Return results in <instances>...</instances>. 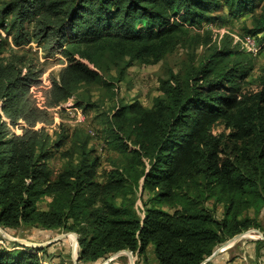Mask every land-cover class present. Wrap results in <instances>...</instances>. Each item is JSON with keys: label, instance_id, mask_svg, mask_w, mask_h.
I'll list each match as a JSON object with an SVG mask.
<instances>
[{"label": "trees", "instance_id": "trees-1", "mask_svg": "<svg viewBox=\"0 0 264 264\" xmlns=\"http://www.w3.org/2000/svg\"><path fill=\"white\" fill-rule=\"evenodd\" d=\"M222 13L248 16L241 38H254L262 53L264 0H0L7 34L0 36L1 229L76 233L85 264L124 251L144 257L149 249L157 264H203L229 239L258 229L244 215L264 206V77L259 91L246 92L254 71L246 55H254L231 34L215 48L212 30L201 35ZM190 38L207 46L199 64L183 75L170 70L150 106L134 100L105 113L102 147L123 161L104 182L89 135L64 125L50 134L71 99L84 112L98 109L94 87L113 93L129 68L159 65ZM58 56L64 67L49 77L42 110L31 87L42 86L47 62ZM219 126L230 133H216ZM57 157L59 171L50 165ZM141 184L152 205L143 216ZM211 200L223 206L222 220L206 206ZM45 253L0 248V264H46Z\"/></svg>", "mask_w": 264, "mask_h": 264}, {"label": "rangeland", "instance_id": "rangeland-1", "mask_svg": "<svg viewBox=\"0 0 264 264\" xmlns=\"http://www.w3.org/2000/svg\"><path fill=\"white\" fill-rule=\"evenodd\" d=\"M217 15L218 17H221V21H218L219 24L215 26L204 25L201 31V35L204 36L203 30H207V27L214 30L211 31L213 34L210 35V48L222 47L225 42H230L231 40L227 39V37H230L228 34H231L233 37L236 35L241 38V35L247 33L246 28L250 29L251 20L248 16L228 19L226 13ZM196 33L198 32H194L191 37H194ZM222 34L226 35L223 37ZM0 36L7 38V34L1 28ZM9 41H11V38H9ZM247 43L251 49L254 48L252 46V44H254L253 40L249 39V41L247 40ZM233 45L235 44L233 43ZM32 48L34 53H37L41 64L44 63L45 60L43 59L42 51L37 48V46ZM208 54L207 46H204L201 43H196L190 38L187 40L186 46H180L173 54L168 55L159 65L148 66L137 63L127 70L123 82L118 83V85L115 86V88H117L113 93L99 87H94V89H92L93 101H98L97 103L100 106L98 109L89 110L88 112L79 110L81 113L83 112V118L85 119L84 122L80 123L78 121L79 116L75 110V99H71L67 104H64L62 107L64 112L55 115V125L49 129L50 134L54 133V127L57 126L56 128H58L59 125H64L67 129H75L78 127L80 131L89 135L91 138V147L95 149L96 156L100 157L102 161V167L99 170V174L100 181L104 182L107 173L114 169V166L123 161V157L120 154L112 153L110 151L101 152L103 144V133H101L103 125L101 123L105 117V113H110L111 109L119 103L123 102L126 104L134 100L141 102L146 107L150 106L153 98L158 95L160 81L169 76L170 70L183 75L192 62L199 64L202 61V58ZM246 59L251 60V63L254 66V71L250 78L251 85L246 89V92L252 94L262 88L260 86V80L264 77V50L262 53L258 54L257 57H249L246 55ZM64 62L65 59L61 56L49 60L46 64L47 72L40 79L42 86H33L34 89L42 92V94L43 91L48 90L51 86L49 77L51 75L57 77L61 69L64 67ZM44 80L46 85L43 83ZM58 111L59 110H55L52 112L57 113ZM41 127L42 126L40 125L38 129ZM16 132L20 134L21 130L16 129ZM223 132H225L226 135L230 133V131H226L222 126H219L216 129V133ZM50 165L55 171H59L62 167V162L57 157L50 162ZM150 198L149 194L143 196V185L141 184L137 189L136 194V209L141 216H143L145 204L149 205ZM49 202L50 199L42 201L40 208L46 209ZM214 202V200L207 201L206 206L216 213L218 220H222L224 208L223 206L215 208ZM159 207L165 210L169 209L168 206L160 205ZM244 216H249L256 221L259 228L250 229L249 231L238 235L242 236V238L230 244L226 250L220 253L209 264H264V206L260 205L257 210L256 208H252V210ZM2 231L8 235V238H5L0 233V248L11 250L15 246H25L32 249L44 247L46 248V264H85L79 261V241L78 243L76 241V237L78 240L79 237L76 233L67 232L65 230L45 231L31 227H21L16 231H5L2 229ZM66 235L67 237L61 238ZM234 238L229 239L219 247L217 251L225 247L226 244ZM74 242H76V247ZM127 253L133 257L132 260ZM127 253L120 252L114 254L106 260H101L95 264H157L152 249H149L144 257H139L128 251ZM40 255L42 256L43 254L41 253Z\"/></svg>", "mask_w": 264, "mask_h": 264}, {"label": "built area", "instance_id": "built-area-1", "mask_svg": "<svg viewBox=\"0 0 264 264\" xmlns=\"http://www.w3.org/2000/svg\"><path fill=\"white\" fill-rule=\"evenodd\" d=\"M208 29H210V30H213L212 28H209L208 27ZM214 31V30H213ZM223 35V34H222ZM224 36V35H223ZM233 37V36H232ZM235 37V38H234ZM234 40H235V42L236 43H238V44H240V46H241V49L242 50H244V51H246V52H248V53H250V54H253L254 56H257L258 54H260V52H261V47H259L258 45H257V42H256V40L254 39V38H252V37H249V36H246L245 38H240L239 36H236V35H234ZM249 39L250 40H253L254 41V44H252V46L254 47L253 49H251L250 47H249V45H248V43H247V40L249 41ZM245 47H244V46ZM32 47H34V45L32 44L31 45ZM46 80V79H45ZM45 80L43 81V83L46 85V82H45ZM31 95L33 96V98H34V100L36 101V104H37V106H38V108H40V109H42V110H46L47 109V107H46V100H45V97H44V95L42 94V92H39L37 89H34V87H31ZM59 110H60V108H59ZM75 110H76V113L78 114V121L80 122V123H82V122H84V118H83V112L81 113L79 110H81V109H77V108H75ZM83 111V110H82ZM17 129H19V128H17ZM101 152H104V149H103V147L101 148Z\"/></svg>", "mask_w": 264, "mask_h": 264}, {"label": "water", "instance_id": "water-1", "mask_svg": "<svg viewBox=\"0 0 264 264\" xmlns=\"http://www.w3.org/2000/svg\"><path fill=\"white\" fill-rule=\"evenodd\" d=\"M0 233L5 237V238H8V235L7 234H5V232H3L2 231V229H1V227H0ZM65 237H67V235L66 236H64V237H61V238H65ZM76 237V236H75ZM240 238H242V236H237L236 238H234L233 240H231L229 243H227L226 244V246L225 247H223L222 249H220L219 251H216L209 259H207L203 264H208V263H210L213 259H215L220 253H222L224 250H226V248L228 247V246H230V244H232L233 242H235V241H237L238 239H240ZM59 240V239H58ZM76 241H77V243H78V238L76 237ZM42 248V247H41ZM123 253H127V251H124ZM129 256H130V258H131V260L133 259V257L129 254V253H127Z\"/></svg>", "mask_w": 264, "mask_h": 264}, {"label": "bare ground", "instance_id": "bare-ground-1", "mask_svg": "<svg viewBox=\"0 0 264 264\" xmlns=\"http://www.w3.org/2000/svg\"><path fill=\"white\" fill-rule=\"evenodd\" d=\"M74 240V239H73ZM74 244H75V247H76V242H74Z\"/></svg>", "mask_w": 264, "mask_h": 264}]
</instances>
